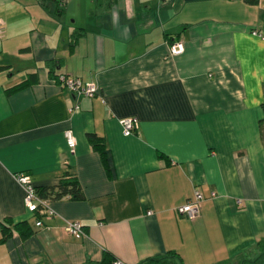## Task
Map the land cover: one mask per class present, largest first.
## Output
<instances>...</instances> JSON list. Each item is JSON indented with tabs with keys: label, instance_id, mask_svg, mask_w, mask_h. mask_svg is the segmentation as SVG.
Segmentation results:
<instances>
[{
	"label": "crops",
	"instance_id": "crops-1",
	"mask_svg": "<svg viewBox=\"0 0 264 264\" xmlns=\"http://www.w3.org/2000/svg\"><path fill=\"white\" fill-rule=\"evenodd\" d=\"M263 102L264 0H0V264H264ZM65 173L81 199L37 220L15 176L44 189ZM196 189L189 221L176 209Z\"/></svg>",
	"mask_w": 264,
	"mask_h": 264
},
{
	"label": "built area",
	"instance_id": "built-area-1",
	"mask_svg": "<svg viewBox=\"0 0 264 264\" xmlns=\"http://www.w3.org/2000/svg\"><path fill=\"white\" fill-rule=\"evenodd\" d=\"M184 50L182 43H175L169 47L170 55H178ZM58 83L64 89H66L71 95L82 96L86 98H93L98 93V87L93 82L83 83L79 79L60 75L57 77ZM79 109L78 105H74L69 108V113H74ZM122 129V135L124 137H129L137 129V122L134 119H125L120 122ZM65 142L70 151H73L75 147V138L71 131L65 132ZM15 180L22 187L24 191L23 203L27 212L35 214L40 210L46 213L47 217L53 215L52 211L48 209L47 202L40 200L35 193V189L30 181V178L25 174H18L15 176ZM203 197L200 192L196 189L194 191V198L186 203L185 205L178 207L176 213L178 215L186 217L189 221L195 220L199 215L200 203ZM150 214V212H149ZM36 226H41V222H37ZM64 230L76 237L80 238L83 236V227L78 222H66L64 225ZM114 264H120L118 262Z\"/></svg>",
	"mask_w": 264,
	"mask_h": 264
},
{
	"label": "trees",
	"instance_id": "trees-1",
	"mask_svg": "<svg viewBox=\"0 0 264 264\" xmlns=\"http://www.w3.org/2000/svg\"><path fill=\"white\" fill-rule=\"evenodd\" d=\"M28 86V83H23L21 85H18L16 88L9 91V93L17 92L25 87ZM262 109L264 113V102L262 104ZM259 130L262 142L264 144V117L259 122ZM88 140L91 143L92 147L99 152L101 159L107 169V172L109 174H112L114 172L113 170V164L112 159L110 156V153L107 149H105L103 143L101 142V139L97 138L95 135H88ZM35 189V188H34ZM36 196L45 202H49V200H57L62 199L65 197H69L71 199H81V189L78 184V181L75 179V177H71L68 173H65L63 177L59 180L56 186L44 188V189H35ZM35 217H37V220H41L43 217H47L46 213L44 211H37L35 214ZM40 222V221H39ZM3 231H7L6 227L3 229ZM31 233H26L24 236H29ZM175 256L174 253H168L166 257L161 259H149L145 261L142 264H169V260L173 258L172 256ZM86 264H114V258L109 253H104L102 260L98 263H94L91 261H87Z\"/></svg>",
	"mask_w": 264,
	"mask_h": 264
}]
</instances>
